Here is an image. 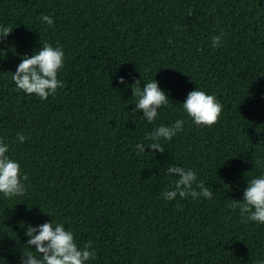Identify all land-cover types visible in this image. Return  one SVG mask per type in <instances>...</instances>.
Segmentation results:
<instances>
[{
	"label": "trees",
	"instance_id": "16d2710c",
	"mask_svg": "<svg viewBox=\"0 0 264 264\" xmlns=\"http://www.w3.org/2000/svg\"><path fill=\"white\" fill-rule=\"evenodd\" d=\"M0 27L10 30L0 38V139L26 174L22 195L0 194V264L25 250L21 221L49 219L91 243L87 264L264 258V224L246 222L235 202L264 171V0H0ZM45 41L64 49L63 85L40 99L11 72ZM118 77H153L170 103L147 122ZM195 87L222 104L211 125L193 124L179 104ZM177 118L183 130L161 139L162 152L137 154L146 132ZM169 165L196 170L212 197L164 200Z\"/></svg>",
	"mask_w": 264,
	"mask_h": 264
},
{
	"label": "clouds",
	"instance_id": "9594fccd",
	"mask_svg": "<svg viewBox=\"0 0 264 264\" xmlns=\"http://www.w3.org/2000/svg\"><path fill=\"white\" fill-rule=\"evenodd\" d=\"M40 21L51 25L53 17L42 13ZM9 32L7 27H0V38ZM223 35L220 33L211 37L213 47L219 46ZM3 56L4 50L0 49V58ZM63 62V47L54 46L45 41L31 55H20V62L15 71L11 72L12 80L18 90L45 99L63 85V81L57 77ZM117 79L118 83L130 87L132 95L136 97L135 107L131 109V112L136 113L139 110L142 113L140 116L147 122L156 119L158 109L162 105L170 103L166 90L162 89L153 77L144 81L142 85L141 80H134L131 85H127L124 77ZM179 104L191 118L192 123L197 126L215 123L222 110V104L217 97L199 87L188 91L184 100ZM184 123L182 118H177L168 124H159L146 132L144 141L135 144L137 154L145 153L146 148L162 152L161 139H171L183 130ZM16 139L23 143L26 137L17 133ZM259 166L264 168V163ZM165 171L169 176L174 177V180L173 186L162 192L164 200H173L177 196L181 198L190 196L193 199L212 197L211 187L197 180V172L193 168L169 165ZM25 181L26 174L22 173L20 162L10 154L9 143L5 139H0V194L22 195L26 191ZM235 202L239 207L241 217L246 222L264 224V171L246 182L242 199ZM19 226L24 229L23 235L26 239L23 242L25 250L20 253L18 264H87L96 256L95 248L91 246V243L78 245L74 232L66 228L62 221L54 222L49 219L38 224H26L21 221ZM256 264H264V258H257Z\"/></svg>",
	"mask_w": 264,
	"mask_h": 264
}]
</instances>
